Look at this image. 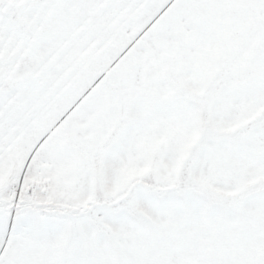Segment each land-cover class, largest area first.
I'll list each match as a JSON object with an SVG mask.
<instances>
[{
	"label": "snow or ice",
	"instance_id": "6c2138e0",
	"mask_svg": "<svg viewBox=\"0 0 264 264\" xmlns=\"http://www.w3.org/2000/svg\"><path fill=\"white\" fill-rule=\"evenodd\" d=\"M0 264H264V0H0Z\"/></svg>",
	"mask_w": 264,
	"mask_h": 264
}]
</instances>
